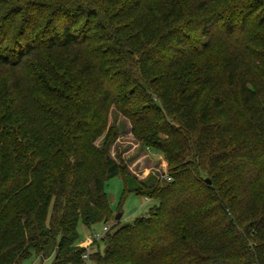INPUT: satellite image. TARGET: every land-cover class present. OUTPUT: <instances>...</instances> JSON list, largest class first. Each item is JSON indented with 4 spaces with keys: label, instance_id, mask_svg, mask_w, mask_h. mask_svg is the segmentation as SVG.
Instances as JSON below:
<instances>
[{
    "label": "trees",
    "instance_id": "1",
    "mask_svg": "<svg viewBox=\"0 0 264 264\" xmlns=\"http://www.w3.org/2000/svg\"><path fill=\"white\" fill-rule=\"evenodd\" d=\"M1 87L0 264H264V0H0ZM111 106L170 181L95 146ZM114 177L158 204L84 260Z\"/></svg>",
    "mask_w": 264,
    "mask_h": 264
},
{
    "label": "rangeland",
    "instance_id": "2",
    "mask_svg": "<svg viewBox=\"0 0 264 264\" xmlns=\"http://www.w3.org/2000/svg\"><path fill=\"white\" fill-rule=\"evenodd\" d=\"M221 50L218 47L213 49L211 57L208 59L216 60L218 57L220 58ZM1 78L3 80L7 79L8 73L1 72ZM1 91H3L2 87L0 88ZM107 134H110V138H112L109 145L110 158L115 163L124 165L136 181L151 185L164 178L167 164L162 155L148 150L136 140L130 131L129 122L117 112L114 106H111L108 112L106 132L95 142L97 148H102ZM104 193L112 218L106 224L98 223L90 228H86L79 222L77 225V244L80 247L89 246L90 237L94 234H102V228L105 225L108 227V233H111L115 222L119 225H129L134 219L146 216L149 210L158 204L155 200L145 199L134 194H128L124 197L123 184L119 177L111 178L105 182ZM117 216L119 218L115 220ZM96 248H99L102 252L103 243L99 242L91 251H95ZM52 260L53 255L41 259L31 254L30 257L20 261V264H51Z\"/></svg>",
    "mask_w": 264,
    "mask_h": 264
},
{
    "label": "built area",
    "instance_id": "3",
    "mask_svg": "<svg viewBox=\"0 0 264 264\" xmlns=\"http://www.w3.org/2000/svg\"><path fill=\"white\" fill-rule=\"evenodd\" d=\"M164 179H165L166 181H170V179L167 178L166 176H164ZM107 231H108V227L105 225V226L102 228V234H94V235H92V236L90 237L91 241H90L89 244H92V243H94V242H98V241H100V240L103 238V236L106 234ZM85 248H86V252H85L84 255L82 256V258H83L84 260L87 259V256H88V254L90 253V251H89V246H87V247H85Z\"/></svg>",
    "mask_w": 264,
    "mask_h": 264
},
{
    "label": "water",
    "instance_id": "4",
    "mask_svg": "<svg viewBox=\"0 0 264 264\" xmlns=\"http://www.w3.org/2000/svg\"><path fill=\"white\" fill-rule=\"evenodd\" d=\"M119 218V216H117L116 218H115V220H117Z\"/></svg>",
    "mask_w": 264,
    "mask_h": 264
}]
</instances>
